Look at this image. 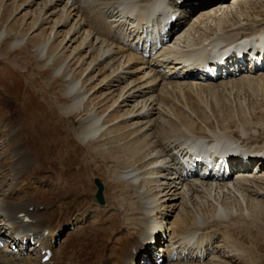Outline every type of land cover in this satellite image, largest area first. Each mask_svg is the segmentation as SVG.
<instances>
[{"label": "rangeland", "instance_id": "rangeland-1", "mask_svg": "<svg viewBox=\"0 0 264 264\" xmlns=\"http://www.w3.org/2000/svg\"><path fill=\"white\" fill-rule=\"evenodd\" d=\"M65 1L66 0L63 2ZM77 1L74 6L76 7L77 5L78 10L86 16L80 19V32L78 35H75V38H73L74 35L71 36L72 33H67L64 40L65 50H61L63 52L62 57L57 60L63 59L68 66L67 69L71 71L73 77L80 79V81L84 83L85 92L88 94L86 95L88 97L86 105L88 109L91 108L97 115L104 116L102 123L104 131L111 133V139L117 144L116 146L113 145V147L111 146L110 140L107 138L99 142L81 144L78 139L73 136L74 132L77 133V131H79L84 117L87 116V112L75 110L70 115H65L60 111L58 105L63 104L67 100V97L63 96V89L66 87L69 80L62 78L61 75L52 78L50 76L52 72L51 66L49 65L46 68L40 67L41 62L33 51L37 47V43L47 40L49 37H51L50 42L53 41L52 44H55L57 52L60 51L58 43L62 41L65 33L68 32L70 28L69 22L72 23L73 20H69L66 25L63 24V27L57 28V26H59L57 21L62 14L61 10H59L61 5L49 8L43 6V0H34L31 4H27L26 0H0V30H4L7 33L3 41L0 42V197L8 194L9 197L12 198H22L29 194L25 193V191L31 188L29 200L41 204V206H39L40 209L44 206V208L39 211L48 210L51 212L59 208L58 213L49 215V218L47 217L46 224H49L48 226L50 228L62 226L60 232L57 233L58 235L56 234V241L52 242L55 250L57 252L60 250L59 252L61 253L57 255L54 254L55 257L52 260L54 264H95V256L97 259L103 257L102 261L107 260V257L104 256L107 253H104V255L97 254V251L100 248L99 245L102 240L101 229L108 227L109 222H107L106 218L111 213H113L112 220L118 222L117 230L114 232L115 234L113 233V238H118L119 242H127L125 235L129 230L124 228V221L119 212L112 209L114 208L112 204L116 201V198L111 187H109L108 168L115 165L114 156L120 160L125 158V154L123 153H132L134 151L131 147L127 148L125 143L134 145L135 139L132 138V133H134L141 124L140 119L136 115H127L133 110V103H119L121 98L119 99L120 101L117 99L121 91L123 93L125 92L126 88L123 90V87L126 85V82L124 81L125 79H122L120 82H115L114 79L109 78L112 76H110L109 70L104 68L105 64L109 62V59H105L102 64L95 65L98 68L94 67L93 64L88 67L90 54L86 53L84 49L82 50L83 52L80 51L76 53L80 50L78 47L81 41L80 34L83 35V32L86 31L92 32V28L95 26V32H97L99 28L102 33H105L104 36H108V40L116 46L127 44L128 48L129 46L131 47L129 43H125V40L122 41V44L119 43L121 41L119 39L120 35L118 36L115 30H110L111 25H115L117 30L125 32L126 35H128L132 30L131 24L128 25L122 23L123 21H119L123 18L118 20L112 17L113 15L109 13V10H106L105 6L107 5L104 4L103 0H97L95 2L96 4H100V7L94 2L93 4L96 6L93 5L91 0ZM221 1L222 0H212L203 5H200L202 2H199L200 6L192 8L188 13L190 14V19H183L182 27H187L183 30L184 37L182 47L184 49H186V46L189 44L194 47L198 46L202 49L204 43L211 44V42H214L217 38H222V35L228 34L231 28L239 29L242 26H250L248 30L250 29L249 31L253 32H257V30L264 28V0H224L223 4L220 3ZM88 3L92 6L90 4L87 5ZM211 4L214 5L212 8L209 6ZM210 8H217L215 10L216 12L212 15L215 22H209L204 18H201V20L199 19L197 22H193L200 15L207 13ZM219 8L220 10L224 9L225 13L223 14L222 11H218ZM83 9L86 10L84 11ZM91 11H93L94 14ZM65 15H67V13L64 11L63 18L66 17ZM97 17L99 19H97ZM222 17H224L223 19L225 21H228L226 28L223 25L217 26L219 18ZM93 19H95L96 22H94ZM189 20L191 21L188 24ZM89 21H92L93 26L88 24ZM205 22L208 23V25ZM118 24H120V26ZM60 25H62V23H60ZM23 36L26 38L25 45L23 44L20 48L18 47L11 50L7 55L1 54L3 49L11 41L14 39H21ZM70 36L72 39H76V41H70ZM176 36L177 35L174 34L170 39L171 44ZM249 37V40L253 43H259L264 38V36L262 38L258 36ZM117 39H119V41ZM73 48H77L73 53V56L75 54L76 56L75 58H71L72 56L68 58ZM151 58H153V56H151ZM145 59L149 60L148 58ZM138 66H140L139 63L134 65V67ZM92 67L94 68L91 70ZM182 68L184 67H181V65L176 67L175 71L170 68L171 70H168V74H175V72H177V76L165 74L166 81L174 82L181 78L180 81H184L185 83H182L179 87L173 85L168 89L169 91L166 92V96L164 94L161 95L160 99L165 96L164 103H159L157 98L152 103L161 105L162 109H165L166 112L168 111V116L171 115V118L174 117L178 120V124L183 122L181 120L182 116L189 115L191 120L195 122V132L204 131L202 130L203 127H214L212 128L214 130L219 129L221 123L224 124V121H227L226 119L233 117L234 121L232 119L230 122V126L234 130L233 136L242 141H244V137H239L240 134L238 135V133H236L235 127L240 126V118L244 117L245 122H247V129L253 131L255 137L243 143H251V147H257L264 153V65L262 71L256 74L254 73L253 75L243 74L238 79L230 78L226 80L220 77L216 80L196 81V84L193 79H182V76L186 77L188 73L191 74L192 72L188 71V68L186 71ZM162 69L163 68H160L159 70L161 71ZM136 73L134 78H139L141 73ZM105 76H108L107 79L100 85V80ZM167 76H169V78H167ZM246 76L247 78H245ZM204 83L209 85H203ZM107 85H109V87H107ZM199 85L201 88H199ZM210 87L213 90L210 89ZM181 88L183 90H181ZM153 91L155 95L158 94L157 88ZM167 97H169V99ZM116 99L118 101H115ZM142 99H144V97H142ZM149 101H147V105ZM140 103L141 102L138 103V106H140ZM195 111H197V113ZM156 113L157 111L154 110L152 118L157 116ZM177 114L179 117L176 116ZM124 116H127L126 119ZM161 122L162 120H156L144 133H142L140 140L143 141V145L149 144L150 141L154 140L155 128L157 125H161ZM118 125L119 128L117 127ZM72 127L74 128L73 131L71 130ZM21 129L25 131L24 143L28 141L30 137L31 143H29V145H35L37 148L35 153L37 154L33 155V161L31 163H23L22 170L24 176L22 175L15 183L13 180L15 166L12 161L14 155L11 145L16 131L20 134V136L17 137V139L20 140L18 143L22 144V146L19 147L28 149L23 143V131ZM181 131V136L191 135L189 131H185L184 129H181ZM37 132L40 133L38 134L39 136ZM41 138H44L45 143L48 144H45L46 147H44L46 148V156L45 154L42 155L43 152H40V148L38 147ZM135 138H137V136H135ZM35 140L36 142L34 143ZM99 145L106 146L108 152L105 153L99 150ZM108 157L112 158V160L110 161ZM138 157H141V155ZM57 160L60 164L57 163ZM19 166H21V164ZM123 166L122 164L121 167ZM252 167V165L250 167L248 166L246 170L251 169L253 172L254 170ZM260 171L259 176L262 175L261 179L256 178L254 181L244 184L247 190H253L255 187L260 189V195L254 193L253 195L255 197H252V200L246 204L247 208L250 210L249 218L252 217L254 208L257 209L260 204L264 205V202L257 204V201L260 199L264 200V168ZM82 173L86 176V187H83V189H81ZM159 173L160 172H157V175H159ZM76 176H79V182L69 181ZM61 177L64 179L59 180ZM95 177H98L104 185V202L102 204L95 200L94 194L96 192V185L93 182ZM255 177H258V175ZM56 181L59 182L58 185H52L53 182ZM139 187L140 186H138V188ZM178 187H180V185ZM146 188L148 190L152 189L153 191L154 184H148ZM131 192V188L125 191L124 195L127 199H129ZM62 194L63 197L60 196ZM72 198L76 200L72 205L71 203L69 204L68 210L70 213H73V217L70 220L68 217L66 220L62 217V214L67 211V207L64 206V204L61 205L60 202L62 200L72 201ZM232 201L230 196L220 198L221 203L231 204ZM51 202L53 205L49 204ZM165 203L168 205V210H170L172 207L169 206L170 202L167 201ZM241 206L245 208V204L241 203ZM99 209H102V211L105 209L103 211L104 214H102ZM212 210L213 207L206 208L208 213L212 212ZM60 212H62V214ZM257 214L258 218H256L255 221L248 223H241L240 221L237 223V227H233V231L229 233L224 232V227H219L218 230H221V232L223 231V233L217 234L214 237V241L217 242H213L211 246L209 245L210 248L208 253L204 255V257H206L197 261L198 264L206 263L210 258L217 257L216 255L223 256L226 262H228L227 264H264V216L258 209ZM101 215L102 217L99 218ZM100 220H103L102 223ZM6 227L7 222L0 216V231L7 232L11 235L10 230L12 229L9 228V230L8 227ZM206 229L210 231L208 228ZM156 232L159 231L152 226L149 233ZM32 233L34 234L35 230H33ZM105 233L111 235L112 231H105ZM146 233L145 231L138 236L137 246L139 245L140 239L144 238ZM16 236L17 232H14V237ZM120 237H123L124 240ZM162 237H164V235H162ZM133 239H135V237ZM163 243H165V239H163L161 243L158 242V244L156 243L155 245L156 247L159 246V249ZM18 244L22 243L18 241ZM111 244H113V242L108 240L107 245ZM70 245H73L72 247L74 250H69L71 248ZM229 245H236L237 249L241 250V252L243 251L242 248L245 249L246 252H243L246 255H241V253L240 255L234 254V251L228 253L227 247L230 248ZM127 246H129V244H127ZM231 248H233V246H231ZM63 249L69 250L70 253H64ZM154 250L156 249L152 248L149 253V260L152 261L151 264H153L157 258V256L152 258V252H155ZM159 251L165 254L161 250ZM36 253L37 250L32 252L29 248L27 253L23 255L25 258L23 257L24 259H22V261H20V258H17L14 264H24L26 260H30L33 264L40 263V256L38 254V258L37 255H34ZM196 253L197 251L194 252V250L187 252L185 256L181 257V263L190 264L188 260L190 258H195ZM0 255H2V258L3 256L7 257L4 253H0ZM15 256L18 257L19 255ZM143 257L144 256L139 254L136 259V264H138V261ZM177 262L176 260H165L162 264H178ZM197 262L194 263L196 264ZM109 264H112V262Z\"/></svg>", "mask_w": 264, "mask_h": 264}, {"label": "bare ground", "instance_id": "bare-ground-1", "mask_svg": "<svg viewBox=\"0 0 264 264\" xmlns=\"http://www.w3.org/2000/svg\"><path fill=\"white\" fill-rule=\"evenodd\" d=\"M33 1L34 0H26L27 4H31L33 3ZM43 1L44 7L50 8L61 5V8L59 10H61L62 14L57 21V24L59 25L57 26V28H61L63 27V24L66 25L69 20H73L72 23L69 22L70 28L68 32L65 33L62 41L58 43L60 51L57 52V50L55 49V44H52L53 41L50 42L51 37H49V39L47 40L37 43V47L35 48V50H33L36 57L41 62V66L38 64L40 67L46 68L49 65L51 66L52 72L50 76L52 78L61 75L62 78L69 80L68 84L63 89V96H66L67 100L63 104L58 105L60 111L65 115H70L75 110L87 112V116L84 117L79 131H77V133L74 132L73 134V136H75L81 144L87 142H99L107 138L110 140L112 147L113 145L116 146V142L111 139V133L104 131L102 125L104 116L97 115V113L91 110V108L88 109L86 105L88 99L86 95L88 94H86L87 92H85L84 83H82L80 79H76L73 77L71 71L67 69L68 66L66 62L63 61V59L57 60L62 57L63 52L61 50H65L64 40L67 36V33H72L71 36L74 35L73 38H75V35H78V33L80 32V19H82L86 15H84V13L82 14L80 10H78L77 5L76 7L74 6L77 0H66L65 2H63L64 0ZM91 1L93 4V2L95 3L97 0ZM210 1L211 0H199V2H202L200 3V5ZM103 2L105 5H107L105 6L106 10H109V13L113 15L112 17H115L118 20L123 18L119 21H123L122 23L124 24H131V32H133L136 28L144 23H148L149 21L157 22L165 14L166 10L169 12L171 9L174 11L177 8L186 7L189 0H103ZM223 2L224 1H221L220 3ZM89 4L90 3H88L87 5ZM96 5L100 7V4ZM213 6H211V8ZM211 8L207 13L200 15L193 22H197L199 21V19L201 20V18H204L209 22L214 21V17L212 15L216 12L215 10L217 8ZM86 9L83 10L85 11ZM64 11L67 13V15H65V18H63ZM218 11H222L223 14L225 13L224 9L220 10L219 8ZM223 18L224 17L219 18L217 26L223 25L226 28V24H228V21H225ZM97 19L99 18L97 17ZM93 20L94 22H96L95 19ZM60 23H62V25H60ZM88 24L92 25L93 23L92 21H89ZM206 24L208 25V23ZM118 25L120 26V24ZM95 27L92 28V32L86 31L83 32V35L80 34L81 41L78 44L80 50H78V52L76 53H79L84 49L86 53L90 54V62L88 67L92 64L94 67H97L95 65L102 64V62L104 63L105 59H109V62L104 66L106 70H109L110 76H112L109 78L114 79L115 82H120L122 81V79H125L124 81L126 82V85L123 87V90L126 88L125 92L123 93L121 91L120 94H118L117 99L119 100L121 98V101L119 100V103H133V110L127 115H136L140 119L141 123L136 131L132 133V138L135 139L134 145H128L125 143V146L127 148L131 147L134 151L132 153H123L125 154L124 159L119 160L118 158H116V156H114L113 159H115V165H112L110 168H108L109 187H111L116 198V201L112 204L114 206V208L112 209L119 212L124 221V228L129 230V232H127V234L125 235L127 242H119V239L117 237V239L113 238V233L117 230L118 222L112 220L113 213H111L106 218L107 222H109L108 227L101 229L102 240L99 245L100 248L97 251V254L104 255V253H107L106 255H104L105 257H107V260L102 261L103 257L97 259V257L95 256V264H109L111 262L112 264H136V259L138 256L137 254L141 253L143 250L147 253V255L142 258V260L146 263L150 257L149 253L152 249L151 245L154 243L158 244V242L161 243L163 239H165V243L161 244V248L157 250H161L165 254H160L161 256L159 255L157 256V258L160 257L166 260H176L178 261V264H184V262L181 263L180 259L182 256H185L187 252L194 250V252L197 251L198 253H200V255L202 253L204 255L208 253L211 244L215 242L214 237L217 234L223 233V231L221 232V230H218L219 227H224V232L229 233L230 231H233L232 229L237 227V223L240 221L241 223L255 221L256 218H258L257 209L264 216V205L260 204L261 202H264V200L260 199L259 201H257V204L260 205H258L257 209L254 208L252 217H248L250 216V210L247 208L246 204L252 200V197H255L253 195L254 193L260 195V189H257L255 187L253 190H247L246 187H244V184L246 182L254 181V179L256 178L261 179L262 175L259 176V173L261 172L259 171L258 173H255V175H258V177H252L251 179H248L249 175H251L252 173V170H246V168H248V166L250 167L251 165L253 166L254 164L259 163L261 168L258 167V169L260 168V170H262V168H264V153H262L260 151L261 149L257 147H251V143H243L244 141H249V139L255 137L254 132L247 129V122H245L244 117L240 118V126L235 127L236 133H238V135L240 134L239 137H244V141H242L240 139H236L233 136L234 130L230 126V122L233 117L226 119L227 121H224V124L221 123V127L219 129L214 130L212 129L214 127L210 126L212 128L203 127L202 130L204 131L195 132V122L191 120V117L189 115L182 116L181 120L183 122L181 124H178V120H176V118L174 117L171 118V115L168 116V111L166 112L165 109H162L161 105L152 103L154 100H156V98L159 103H164L163 101H165V94L167 91H169L168 89H170L173 85L175 87H179L182 83H185L184 81L180 80L174 82L166 81V75L163 72L165 69H167V71L174 69L175 71L176 67L181 65V67H184L182 68L183 70L186 71L188 68V71L195 72L199 69V66L206 64L207 59H216L217 55L221 56L228 50L232 51L233 56H235L233 58L236 59L245 58V55L247 54L244 51L246 50H249V52L255 54V50L250 49L252 45H256L259 51L263 53L264 38L259 43H253L249 40V36H258L259 38H262L264 36V28L257 30V32L249 31L250 29L248 30V28L250 26H242L239 29L231 28L228 34L222 35V38H217L214 42H211V44L204 43L202 49L198 46L194 47L191 44L187 45L186 49H184L182 47L184 31H182L176 38H174L172 44L170 43V39L172 37H169L166 41L162 42V45L159 51L156 53V56L147 60L145 59L146 57L142 55V52L137 53L130 46L128 48L127 44L125 43V45L116 46L108 40V36H104L105 33H102L99 28L97 29V32H95ZM115 27V25H111L110 30H115V33H117L118 36L120 35L119 39L121 41L119 43L122 44V41L125 40V37L127 35L125 32L119 31ZM149 29H151V33L153 34V27H150ZM6 35L7 33L4 30H0V42L3 41ZM71 36L70 41H76V39H72ZM119 39L117 40L119 41ZM25 40L26 38L24 36L21 39H14L3 49L1 54L7 55L11 50L18 47L20 48V46H23V44L25 45ZM76 49L77 48H73V50L69 53L68 58L71 56V58H75L76 54L73 56V53ZM236 51H240L241 54H236ZM258 56L255 55L253 59L256 60V57ZM223 60L227 61L225 57L223 58ZM138 63L140 64V66L134 67V65ZM186 63L187 65H185ZM233 64H235V62H233ZM230 65L231 64L227 63L226 67H230ZM211 66L212 65L208 63L204 67L206 69H210ZM94 67H92L91 70ZM223 67L224 66H221L218 69H222ZM160 68L163 69L160 71ZM136 72L141 73V76L139 78H134V75L137 74ZM176 73L177 72H175V74ZM211 73L214 74L215 72L211 71ZM201 75L207 78L205 74H200V76ZM107 77L108 76H105L104 78L102 77L103 79L100 80L101 84H99L102 85V82L107 79ZM182 77V79H185V76ZM245 78H247V76ZM203 85L207 86L209 84L204 83ZM107 87H109V85H107ZM155 88H157L158 90V94L156 95L153 91ZM199 88H201V86ZM210 89L212 88L210 87ZM181 90L183 89L181 88ZM163 94L165 96L164 98H162V100L160 99V96ZM142 97H144V99H142ZM167 98L169 99V97ZM117 99L115 101H118ZM147 101H149L148 105ZM139 102H141L140 106H138ZM154 110L157 111V116L155 118H152ZM195 112L197 113V111ZM178 114L176 115L177 117H179ZM126 117L127 116H124L125 119ZM156 120H162V122L161 125H157V127L155 128L156 131L155 135L153 136L154 140L150 141L149 144L143 145V141L140 140V136H142V133H144L146 129L149 128L150 125H152ZM117 127L119 128V125ZM73 129L74 128L72 127L71 130L73 131ZM181 129L189 131L191 135L181 136ZM22 131L24 143L25 131L24 129ZM38 134L40 133L37 132V135ZM18 136H20V134H18V132L16 131L11 145L14 155V159L12 161L15 166V174L13 177L15 183L16 180L19 179L24 173L22 170L23 163H31L33 161V155L37 154L35 153L37 151L35 145H29V143H31L30 137L28 141L24 143V145L28 147L27 149L25 147H19L22 146V144L18 143L20 142V140L17 139ZM135 136H137V138H135ZM35 142L36 140L34 141V143ZM45 144H47L45 143V139L41 138V141L38 143V147L40 148V152H43L42 155L45 154L46 156V148H44L46 147ZM99 150L105 153L108 152L107 147L102 145H99ZM232 151H234L235 154L244 153L245 156L250 155L254 158V160L249 162L248 165H245V167H243L242 169L237 170V174L235 175V177L239 178L221 181V178L213 180L209 177H199L196 174L189 175V173L193 171V168L188 167L193 163V161L191 160L192 156L197 155L201 159H212L214 156L215 158H219L222 156V154L226 155L231 153ZM140 155L141 157H138ZM108 159L110 161L112 160V158L109 157ZM185 161H187L188 166H184ZM57 163L60 164L58 160ZM17 164L18 166L21 164V166L17 168ZM122 164L124 165L123 167H121ZM217 171L219 174L224 175L221 170ZM157 172H160L159 175H157ZM63 179V177L59 178V180ZM69 181L79 182L80 179L79 176H76ZM81 181V189H83V187H86V176L84 175V173L81 174ZM58 183L59 182L56 181L53 182L52 185H58ZM148 184H154L153 191L152 189L148 190L146 188ZM179 185L180 187H178ZM138 186L140 187L138 188ZM130 188L132 189V192L129 199H127L124 193ZM30 189L31 188L25 191V193L30 194ZM29 194L23 196L22 198H12L9 197L8 194L0 197V216L3 217L5 222H7V226H9V228H11L13 232L16 231L18 233L20 239L32 237L35 241L40 243L42 248L50 247L52 249L53 254L49 258V260L44 263H42L40 260V263L38 262L37 264H53L51 260L54 257V254L57 255L58 253H60V250H58V252L55 251L54 245L52 244V239L55 238V235L58 232H60L62 226L50 228L48 226L49 224H46L47 217L49 215L58 213L59 208H56L51 212H49L48 210L39 211L42 210L44 206L40 209L39 206H41V204L29 200ZM60 196L63 197V194ZM227 196H230L232 198V203H221L220 198H224ZM75 200V198H72V201L62 200L60 202L61 205L64 204V206L67 207V211L64 214L60 212L63 215L62 217H64L66 220L68 217L69 220L73 217V213H70L68 208L69 204L71 203L72 205ZM167 201L170 202L169 206H172L170 210H168V205H166L165 203ZM241 203L245 204V208L241 206ZM49 204L53 205L52 202ZM209 207H213V210L210 213L206 211V208ZM99 211L104 214L102 209H99ZM101 217L102 215L99 218ZM102 221L103 220H100L101 223ZM152 226L159 232L149 233ZM206 228H208L210 231H208ZM33 230H35L34 234L32 233ZM44 230H48V234L46 236H44L43 234ZM105 231H112V234H106ZM145 231L147 232L145 234V237L140 239L139 245L137 246L138 236L143 234ZM1 232L2 231H0V233ZM162 235H165V237H162ZM134 237L136 240L133 239ZM8 239L10 240V242H13L12 238L8 237ZM108 240L110 242L112 241L113 244L107 245ZM122 240H124V238ZM127 244H129V246H127ZM163 245L165 246V249ZM72 246L73 245H70V251L74 250ZM231 246H233V248H231ZM229 247L230 248L227 247L228 253L234 251V254L240 255L241 253V255H243V251L246 252V250L242 248V253L241 250L237 249L236 245H229ZM69 250L63 249V252L70 253ZM39 256L41 258L40 254ZM216 256L217 257L215 258H210L206 263L200 264L228 263L223 256ZM140 260L138 261V264H143L140 263ZM198 260L199 258L195 257L190 258L188 262L190 264H195L194 262H197ZM14 261L15 260H12L9 257L3 256L2 258V255H0V264H14ZM24 264L33 263H31L30 260H26ZM196 264H198V262Z\"/></svg>", "mask_w": 264, "mask_h": 264}, {"label": "water", "instance_id": "water-1", "mask_svg": "<svg viewBox=\"0 0 264 264\" xmlns=\"http://www.w3.org/2000/svg\"><path fill=\"white\" fill-rule=\"evenodd\" d=\"M94 182L97 186L96 199L98 202L102 203L103 202V196H102L103 185L98 178H95Z\"/></svg>", "mask_w": 264, "mask_h": 264}]
</instances>
